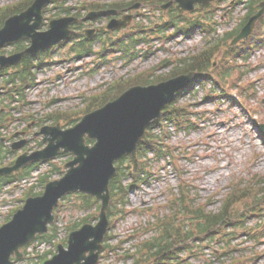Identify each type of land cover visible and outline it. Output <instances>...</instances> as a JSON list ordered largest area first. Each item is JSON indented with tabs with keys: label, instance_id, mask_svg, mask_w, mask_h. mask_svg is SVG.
Returning a JSON list of instances; mask_svg holds the SVG:
<instances>
[{
	"label": "rangeland",
	"instance_id": "obj_1",
	"mask_svg": "<svg viewBox=\"0 0 264 264\" xmlns=\"http://www.w3.org/2000/svg\"><path fill=\"white\" fill-rule=\"evenodd\" d=\"M16 1L0 0V7ZM246 13V10L240 9L236 20L229 19L230 15L224 19L216 15L213 18L220 25L218 27L214 24L215 22L213 24L218 28L219 34L224 36L238 27ZM140 17L137 24L147 26L148 30L151 28L159 30V27L167 20L166 15L164 17L156 9H147L140 14ZM192 18L194 20L191 21L196 20L194 17ZM47 29L48 26L44 25L41 30ZM132 30L133 28H130L127 31ZM134 33L130 32L129 34L135 40L138 36ZM169 34H172V31L161 35L146 33L149 42L139 44L138 47L131 49V53L138 55V58L132 56L124 58L125 52L119 50L110 52L108 49L105 57L94 54L85 59H79L76 54L70 51L69 46L57 48L55 51L51 50L49 57H44V65L37 68L39 84L27 93L26 101L30 103L29 107H22V113L19 112L22 123L25 127L32 125L34 120L30 119V115L45 113L50 109V105H54L53 110L61 109L64 112L71 111V113L77 114L90 105L91 96L100 95V92L115 81L128 78L132 74L138 75L139 72L156 76L165 75L170 72L172 67H170L171 65L158 67L163 61L169 60L173 64H177L179 59L206 48L208 37L203 29H197L189 36L176 34L175 37L172 36V39L165 41V35ZM123 36L124 34L120 35L118 31L103 34V37L110 38V41ZM160 36L161 39L158 40ZM128 42L130 41L128 40ZM16 45L7 48L8 53L12 52ZM104 46L102 40L98 39L93 48L95 52H99ZM228 48L229 42L223 46L220 52L213 55L212 58L217 65ZM132 58L135 60L131 62ZM238 64L245 66L240 60ZM255 65H259V68L254 69ZM248 71L249 76L243 81L251 80L254 76H261L262 80L255 87L256 98L248 101L243 94L245 104L248 106L247 110L239 104L238 95L240 93L234 95L236 105L231 106L226 96L220 97L221 94H219L220 96L216 95L219 98H212L215 93H221V87L215 82L208 84L200 82L179 99L177 106H181L182 109L189 106L191 111L188 119L193 125L196 122V127L189 130L179 124L167 122L165 126H161L162 128L154 130L155 135L161 138L160 141H164L167 137L169 144H166L165 147H170L173 153L169 152L167 155L164 153L161 158L157 154H149L144 168L146 181L140 186H133L131 179L124 182L125 185H131L127 197L129 202L126 207H122L126 217L115 223L111 233L116 237L112 245H122L123 251H119L118 255L113 256L106 253L101 264H131L132 259L128 262L122 258L125 251L133 249L135 243H139L143 237L150 238L153 235L146 234L144 227L148 226L150 222H154L157 217L156 213L159 216L167 214L165 210L174 197L172 194L175 195L178 191L182 193V185L190 188L191 194L198 195L201 204L207 203L208 210L217 211L225 201L233 184L250 182L255 175H264V133L260 129V125H264V102H261L262 99L264 100V48L252 53ZM234 75L238 76V72H235ZM230 88L228 78L225 89ZM55 100L57 102L52 103ZM251 107H254L255 110L251 111ZM184 114L187 115L185 111ZM68 158L66 157V160ZM170 187L172 188L170 189ZM18 189L10 190L11 192L6 198L0 201L1 207L11 210L13 209L11 206L18 205L21 198L20 193L17 192ZM69 204L71 207L73 203ZM158 205L163 208L159 209ZM232 209L233 212H243L245 205H237ZM83 213L79 210L59 212L58 239L67 234L71 222L85 217ZM92 214L95 220V217L98 216L97 211H93ZM189 226L195 230L197 224H189ZM238 238H242L238 241L237 246L240 251L233 254L232 260L242 258V256H247L243 259H249L254 256L255 252L264 255V243L257 244L244 236ZM55 241L56 239L53 244L43 241L35 245V247H39L45 244L41 249L30 248L28 250L29 259L33 260L36 254L41 255L43 249L54 251ZM217 244L209 245L210 249L206 247L204 254L207 257L212 256L214 249L222 248L220 244ZM29 262L30 260H27L18 264ZM253 264H264V256Z\"/></svg>",
	"mask_w": 264,
	"mask_h": 264
},
{
	"label": "water",
	"instance_id": "obj_2",
	"mask_svg": "<svg viewBox=\"0 0 264 264\" xmlns=\"http://www.w3.org/2000/svg\"><path fill=\"white\" fill-rule=\"evenodd\" d=\"M52 1L56 0H36L26 12L6 22L4 29L0 31V49L23 38H30L33 45L13 57H1L2 67L15 64L25 54L37 53L68 39L73 34L70 25L75 19L72 18L55 20L51 23L49 31L38 32L43 22V9ZM211 1L213 0H177L178 9L183 7L181 12L193 11L195 3H200L203 8L209 7ZM104 14L112 15L115 12ZM263 14L264 3L262 10L250 19L235 38L234 45L253 33L257 20ZM124 25L125 23L120 21H113L109 28H120ZM196 77V73H190L159 85L131 88L116 101L86 116L71 130L62 131L60 126L44 128L41 134L52 136L45 138V141L50 142L46 150L30 157L24 155L15 166L1 169L0 176L10 175L29 162L56 157L61 149L71 151L77 156L68 164L70 170L64 179L48 184L44 196L29 199L24 209L0 229V264H12L13 255L22 257L21 247L34 240L38 234L47 233L48 225L54 222L53 212L59 199L75 191L95 195L103 200L100 222L95 227L86 225L82 230L72 233L68 250L60 246V254L46 264H97L109 226L106 211L110 201L109 183L116 171L114 162L135 152L147 126L160 119L163 109L176 93L190 85ZM85 135L96 139L98 143L93 148L86 146ZM18 147L17 145L15 148Z\"/></svg>",
	"mask_w": 264,
	"mask_h": 264
},
{
	"label": "trees",
	"instance_id": "obj_3",
	"mask_svg": "<svg viewBox=\"0 0 264 264\" xmlns=\"http://www.w3.org/2000/svg\"><path fill=\"white\" fill-rule=\"evenodd\" d=\"M260 1L261 0H250V13H249L248 18L258 10V8L255 6L256 5L258 6V3ZM254 4H255V6H253ZM28 5L29 4H27V6ZM25 6H26V4L24 5V7ZM15 9H16V7L14 9H9L6 12V14L4 15L3 19H6L8 16L16 13ZM173 24H175L174 20L172 21V25ZM235 34H237V31ZM235 34H232V35H235ZM215 48H217V47H215ZM212 52H213V50L210 49L206 53L200 54V55H198L192 59L182 61L181 67L178 66L176 69H174L173 73L168 78L174 77L180 73H186V72H189V71L195 70V69L204 70L207 67V65L205 63L208 62V60L210 59V54ZM22 79L25 82H27L28 77L24 75L22 77ZM165 79H167V78H165ZM160 80H164V79L151 80V79H149V77H144V76L136 77L133 80L128 81L125 84H123L118 91L110 92L107 95L105 100L108 101L112 98L117 97L118 95H120L122 93V91H124L126 88H129L133 85H139V84L146 85V84L158 82ZM174 112L176 114L175 115L176 118L183 120V115L179 113L180 111L175 110ZM155 141H156V137L153 136L152 133H148L146 141L143 143V145L141 146L140 151H139V153L141 154V157L146 156L150 152V150H155L161 154L160 149L156 150ZM33 168H34V165H30L28 167V169L25 170L23 173H21L18 177L21 178V177L28 176L31 173V170ZM123 176H124V172L122 173V177ZM122 177H121V180H119L118 184H116L115 182L112 183V191L113 192H115L116 190H119L118 185L122 184ZM14 179H15V177H7V178L1 179L0 180V190H1V187L3 185L7 184L8 182H10ZM44 181H47V179L44 178ZM256 186L258 188H255ZM247 197L251 198L252 201L255 202L253 204L252 209L257 208V206L264 203V177L260 178L256 183L255 182L251 183L250 186H248V187L238 186V187L234 188L233 193L230 194V196L228 197V199L225 202L224 207L220 213L214 214V215H208L205 212H204L205 213L204 214L202 211H198L196 215H197V219L199 220L200 233H207L209 231H213L216 227H219L221 225L224 226L226 224L228 225V223L229 224L236 223L237 215H232V213L230 212V208L237 201H242V200L246 199ZM80 198H81L80 202L82 203L83 208H85V209H89L96 204L95 200L91 197L86 196L85 198H83V197H80ZM248 209L250 210V207ZM255 210H257V209H255ZM73 229H75V227ZM166 230H169V231H167V234H166L167 237L162 238V240H158L154 243L148 242L144 245L145 254L142 255L141 258L137 262H140V263L141 262H147L148 264H163L164 262H169L170 260H168V259L173 254H175L174 250L176 251V247L180 246L181 244L186 243L187 240L192 236V233L188 232L187 234H185V236L183 238H181L179 240L178 237L176 238V235L169 233L170 229H166ZM163 244H166V246L164 247ZM165 254H166V256H164ZM156 259H157V261L154 262V260H156Z\"/></svg>",
	"mask_w": 264,
	"mask_h": 264
},
{
	"label": "bare ground",
	"instance_id": "obj_4",
	"mask_svg": "<svg viewBox=\"0 0 264 264\" xmlns=\"http://www.w3.org/2000/svg\"><path fill=\"white\" fill-rule=\"evenodd\" d=\"M219 175V174H218Z\"/></svg>",
	"mask_w": 264,
	"mask_h": 264
}]
</instances>
